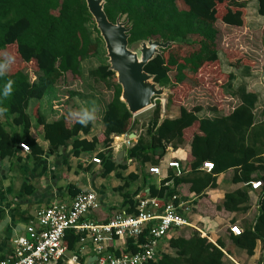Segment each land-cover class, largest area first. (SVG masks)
Segmentation results:
<instances>
[{"label": "trees", "instance_id": "obj_1", "mask_svg": "<svg viewBox=\"0 0 264 264\" xmlns=\"http://www.w3.org/2000/svg\"><path fill=\"white\" fill-rule=\"evenodd\" d=\"M104 1V10L111 22L115 23L118 18L127 22L130 28V48L150 39L172 42L145 66L156 83L168 87L175 85L174 79L176 83L182 84L189 79V73L204 68L209 70L207 65L216 64L212 73L221 66L220 51L217 48L220 29L216 23L220 20L234 27L247 26V7L251 0ZM256 1L259 15L264 16V0ZM180 46H196L197 49L182 60L180 57L183 53L179 52V48L173 50ZM103 47L107 51L86 0H0V59L4 51H9L7 53L14 57V62L0 76V116L6 118L9 124L0 119V160L16 156L21 151V142L27 143L33 154H43L44 150L37 137L31 134L33 123L29 110L32 101L43 100L47 91L56 87L70 73L81 76L82 61L98 56ZM232 55L236 54L228 55L229 66L242 69L245 73L250 72L254 66L251 59ZM32 64L40 74L34 81L30 80L25 71ZM91 75L107 82L113 90V98L107 103L102 118V141L98 136L92 140L81 138V133H90L91 121L82 125L77 119L69 124V115L64 113L61 119L49 122L38 105L32 112L36 117L35 127L49 142L50 152L71 144L74 154L79 156L85 152L93 153L101 145L103 150L97 155L107 164L105 172L108 174L116 166L112 156L113 136L133 131L135 120L127 104L121 100L122 86L117 82L116 73L110 69V63L100 65ZM235 79V73L229 72L226 83L221 86L225 95V87H234ZM9 82L11 93L4 96V88ZM229 95L232 100L240 103L228 115L213 119L199 116L201 108L188 110L180 104L176 106L179 109L178 116L162 118V106L160 102L156 104L147 137L139 136L128 149V159L139 164L144 177L145 166H158L169 147L177 150L185 145L186 131L190 133L197 128L198 133L194 134L190 145L188 173L178 175L176 169L170 168L159 188L147 185L148 196L161 199L173 195L182 197L180 189L176 188V185L182 183L189 184L190 192L194 195L202 196L207 190L218 188L220 174L234 169L233 180L237 183L248 182V187L227 192L216 208L219 211L225 209L229 212L248 213L251 208L250 182L261 180L264 183V174L253 176L264 172V110L262 120L257 121L259 96L249 91L244 84H238ZM169 101L168 106L173 101L172 96ZM14 126L20 127L21 131L9 130L8 127ZM207 161L214 164L211 172L200 170ZM130 177L135 180L139 174H131ZM171 182L173 185H170ZM139 193L140 189L134 193H124L128 214L137 212ZM240 226L243 233L235 235L230 232L228 238L238 251H244L250 256L255 254L258 243H261L263 255L260 264H264V187L255 222L243 221ZM80 239V234L68 230L64 241L68 248L75 250ZM167 247L173 252H162L153 264H226L228 257L224 250L231 254L222 238L213 243L202 237L197 230H193L189 238L179 235L170 237ZM138 248L133 244V239L127 241V251L137 252Z\"/></svg>", "mask_w": 264, "mask_h": 264}, {"label": "crops", "instance_id": "obj_2", "mask_svg": "<svg viewBox=\"0 0 264 264\" xmlns=\"http://www.w3.org/2000/svg\"><path fill=\"white\" fill-rule=\"evenodd\" d=\"M247 9L248 24L244 27V30L247 29L248 31L254 32L256 30L264 31V16H261L258 13L257 1H250ZM263 56L264 51L262 49H258L257 53L249 52L248 58L254 62V66L251 67V70L248 73H245V71L242 72V69L237 70L229 66L228 62L225 65L227 72H234L236 75V79L233 81L234 87L239 83L244 84L249 91L258 94L259 101L257 105L264 103ZM257 74H260L258 78ZM240 76L242 77L240 78ZM77 97L74 96L71 100L72 103L69 105L67 103L58 105L55 103L54 97L47 101L41 100L38 101V103L35 102L34 105L39 106L41 112L47 117L49 122L61 119L62 115L66 113L69 115L70 124L73 120L75 121L78 119V114L81 109H85L83 101L82 104L79 103ZM109 101L110 100H108L107 103ZM184 106L187 108L186 104ZM172 108L177 107L174 106ZM187 109L190 110L189 108ZM218 109L221 108L217 107L214 112L208 113L205 116L204 111H201L199 116L213 119L230 113H215L219 112ZM171 113H173V110H170V114ZM174 113L175 114L170 115V117L178 116L179 111H174ZM90 121L92 123L90 133H81V138L92 140L95 136H98L100 141H102L103 138L101 137H103L102 133L104 131L103 124L101 123V133L95 134V121L93 119ZM8 128L11 131H21L20 127L14 126ZM196 132L198 133L197 128L190 133H187L186 131L185 145L177 150L169 147L166 155L161 160L165 162L171 160L180 161L187 174L189 155L191 152L190 145ZM31 134L34 137H37L38 143L44 150L43 154L35 155L32 151L26 153L21 150L14 157H7L4 160H0V252L6 257L13 253L16 240L25 234L26 226L35 218L38 210L46 208L55 202H70L74 196L80 192L95 190L100 197L101 208L97 212L90 214L89 218L93 220H107L118 212L126 211L123 199L124 193H134L140 189L139 194H148L149 188L147 185H155L159 188L163 179L168 176L170 170L164 165L162 166V173L160 175L149 174L146 170V165L144 168V177L139 164L133 159H128V149L130 147L126 146L124 141L127 138L126 135H129L135 143L138 138L136 130L130 131L121 136H113L114 143L112 144V156L114 162L121 151H126V155L122 159L123 163L117 164L115 162L116 166L108 174L105 172L107 164H105L104 161L101 164L92 162V158L97 155L99 151L103 150V146L100 145L98 150L93 153L85 152L81 153L79 156L74 154L73 146L71 144L50 152L49 142L44 139L43 134H40L37 131L36 127H32ZM117 138H119L120 141H118ZM152 166L157 165L150 164V167ZM131 174H139V178L132 180L130 177ZM258 174L263 175L264 172L255 173L253 176ZM234 175V169H230L229 171L220 174L218 176V188L209 189L202 196L191 193L189 184L182 183L176 185V188L180 189L182 197L186 200H192L193 202L194 207L192 212L188 215L190 221L198 227H200V224L205 221L210 230L208 231L209 233L205 232L215 242L219 238H222L226 243L228 238L225 236V231L228 235L230 234L229 228L231 224H234L233 222L235 219L237 220L235 224L239 225H242L243 221L254 223L259 214L260 196L263 193V189L253 190L252 187L249 191L251 208L248 213L242 214L229 212L225 209L220 211L217 210L216 206L223 201L227 192L248 187V182H235L233 180ZM223 183H225V187H223ZM170 185H173V182H171ZM202 198H205V201L203 203L204 205L202 204V206H200L199 200ZM224 227H226L225 231L223 229ZM193 230V228L189 227L182 228L180 231L174 233V235L189 238ZM168 239H166L160 246L161 253L173 252V250L167 247ZM124 242L125 241L122 239L110 241V250L113 252L117 251L115 250V246L123 247ZM85 247L86 249L82 251V244L79 243L75 250L69 248L68 253L69 255L76 253L84 262H92L95 257L93 246L91 243H86ZM232 248L233 247L230 246L231 250ZM240 252L241 251L237 252L235 250V253L233 254H240L238 255V257H242L240 260L247 258L248 262H250L249 264L252 263L257 255L256 251L253 256L248 255L244 251L242 254ZM233 254H231L232 257L236 261L237 259L239 260V258ZM237 262L239 263V261ZM243 262H245V259Z\"/></svg>", "mask_w": 264, "mask_h": 264}, {"label": "built area", "instance_id": "obj_3", "mask_svg": "<svg viewBox=\"0 0 264 264\" xmlns=\"http://www.w3.org/2000/svg\"><path fill=\"white\" fill-rule=\"evenodd\" d=\"M154 106L156 103L151 107ZM126 136L124 144L131 147L134 140ZM20 148L26 153L31 152L25 142L20 143ZM92 162L101 164L102 160L95 155ZM164 165L176 169L178 175L185 172L178 160H161L158 166L150 167L149 172L160 175ZM213 169L214 164L208 161L200 168L208 172ZM250 184L253 190L264 187L261 180L251 181ZM137 199L136 213L122 211L107 220L89 218L90 214L101 208L100 197L95 190L80 192L70 202H55L40 209L26 226L25 234L16 240L13 253L4 257L0 252V264H153L159 259L162 243L186 227L199 231L202 237L216 243L190 221L188 215L194 207L192 200H182L179 195L161 199L147 194H139ZM229 229L235 235L243 233L239 224H231ZM68 230L81 235L82 251L86 249V243L92 244L95 254L92 262H84L76 253L69 255L64 241ZM118 239L125 241L123 247L115 246L119 253L111 251L109 247L110 241ZM129 239H133V244L139 247L137 252L126 250ZM224 252L233 263L239 264L231 254Z\"/></svg>", "mask_w": 264, "mask_h": 264}, {"label": "rangeland", "instance_id": "obj_4", "mask_svg": "<svg viewBox=\"0 0 264 264\" xmlns=\"http://www.w3.org/2000/svg\"><path fill=\"white\" fill-rule=\"evenodd\" d=\"M252 1V0H251ZM250 2V1H249ZM248 8V7H247ZM247 15H248V9H247ZM248 20V17H247ZM216 26L220 29V35L217 40V48L220 51V59H221V68L215 69L212 73L214 65H207L209 66V70L202 69L200 71L189 73V79L186 80L185 83L178 84L176 83L175 75L172 73L171 76L174 79V86H168L165 87V94L157 96L153 102L158 103L160 102L162 106V118L170 115H174V111H179L177 108H172L180 105H185L190 110H193L195 108H201V111H204V116L208 113L214 112L215 108L220 107L221 109H218L219 112L215 113H229L231 112L240 102H236L231 99L230 93H232L233 90L236 89V87H229L226 86L225 90L227 95H225L221 89V86L223 83H226L227 75L229 72H227L226 64L229 54H236L232 55L234 57L238 58H248L249 52L251 53H257L258 49H262L264 51V31H248L247 29L244 30V27H234L230 25L224 24L222 21L218 20L216 23ZM246 27V26H245ZM132 50L136 51L139 55H141V44L133 45ZM179 48V52H182V56L180 59L183 60L185 57H189L193 54V52L196 51V46H180L175 47L173 50H177ZM9 52V51H7ZM6 51L1 52V56L4 54H8ZM10 53V52H9ZM107 51L103 47L99 53L98 56L88 58L82 61V75L81 76H74L71 73L64 77L60 82L57 84V86L51 87L46 95L44 96L42 101H47L54 97L55 103L58 105L62 104H70L72 103V95L71 93L75 94V97H77V100H79V103L85 106V109L89 110L90 112H93L94 114V121H95V134L101 133V123L102 118L105 112V107L107 105L108 100H112L113 98V90L109 87V84L107 82L100 81L95 76L91 75V72L98 68L102 64H106L109 62V57L107 55ZM181 54V53H179ZM264 58V56H263ZM16 61V60H15ZM31 67L26 68V73L29 75V78L31 81L36 80L39 77V73L37 72L35 65H30ZM262 66V65H261ZM192 72V71H191ZM210 74H214V76H209ZM240 74V73H238ZM208 75V76H207ZM260 76V74H257V78ZM242 76H240L241 78ZM117 78V74H116ZM240 82V81H239ZM242 82V81H241ZM240 84V83H239ZM58 90V93H57ZM71 95V96H70ZM70 96V97H69ZM172 96V100L169 105V98ZM53 100V101H54ZM30 107V114L32 115V123L33 128L36 124V117L33 114L32 110L35 107V100L32 101ZM38 103V101L36 102ZM51 103V102H50ZM172 104V105H171ZM165 105V107H164ZM64 107V106H63ZM155 107H150L144 111H141L140 113H137L134 116L135 120V129L138 133V136H145L147 137V129L150 124V120L153 116V112L155 110ZM62 108V106H61ZM264 103L259 104L256 107V117L257 121L262 120L263 118V109ZM54 110V109H53ZM56 110V109H55ZM170 110H173V113L170 114ZM210 111V112H209ZM212 115V114H211ZM0 119L7 123V119L0 116ZM74 122V120H73ZM9 125V124H8ZM102 138V137H101ZM118 141H120L119 138H117ZM138 139V138H137ZM103 140V139H102ZM150 165L146 166V170L149 171ZM223 187H225V183H223ZM205 198H202L199 200V205L202 206L204 203ZM204 205V204H203ZM232 222V221H231ZM229 222V223H231ZM200 227L209 233V228L207 227V223L204 221L202 224H200ZM224 231L226 230V227L223 228ZM226 233V237L228 238V234ZM226 247L228 250L230 249V246L233 247L230 251L231 254L235 253V250L237 252L238 249L235 248L231 240L228 238L226 240ZM243 251L240 253L242 254ZM263 249L261 246V243H258L257 249H256V258L253 259L251 264H260V258L263 255L262 254ZM244 253V252H243ZM246 253V252H245ZM234 255V254H233ZM240 254H235L234 256L238 257ZM244 256V255H242ZM239 263L241 264H249L247 258L238 257ZM245 259V262H243ZM226 264H235L233 263L229 258L226 259Z\"/></svg>", "mask_w": 264, "mask_h": 264}, {"label": "water", "instance_id": "obj_5", "mask_svg": "<svg viewBox=\"0 0 264 264\" xmlns=\"http://www.w3.org/2000/svg\"><path fill=\"white\" fill-rule=\"evenodd\" d=\"M86 2L105 41L110 69L117 74V82L122 86L121 100L133 115L150 108L157 96L165 94V87L153 80L154 76L145 70V66L172 42L143 41L139 55L129 46L130 28L127 22L120 18L115 23L111 22L104 10V0ZM125 155L126 151H121L115 162L122 164Z\"/></svg>", "mask_w": 264, "mask_h": 264}, {"label": "clouds", "instance_id": "obj_6", "mask_svg": "<svg viewBox=\"0 0 264 264\" xmlns=\"http://www.w3.org/2000/svg\"><path fill=\"white\" fill-rule=\"evenodd\" d=\"M14 62V57L9 54H4L2 59H0V76L5 74V70L9 67L11 63ZM11 93V83L7 84L4 88L3 95L7 96ZM94 119L93 112H90L87 109H81L78 114V122L82 125H87V123Z\"/></svg>", "mask_w": 264, "mask_h": 264}]
</instances>
